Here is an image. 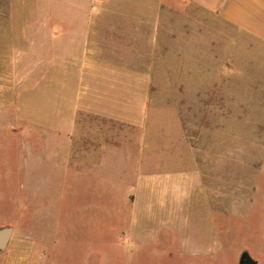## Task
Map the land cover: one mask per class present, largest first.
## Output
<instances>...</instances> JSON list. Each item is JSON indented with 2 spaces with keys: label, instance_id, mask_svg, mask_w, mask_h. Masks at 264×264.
Masks as SVG:
<instances>
[{
  "label": "rangeland",
  "instance_id": "obj_1",
  "mask_svg": "<svg viewBox=\"0 0 264 264\" xmlns=\"http://www.w3.org/2000/svg\"><path fill=\"white\" fill-rule=\"evenodd\" d=\"M85 3L0 0V264H264V42L98 0L94 43Z\"/></svg>",
  "mask_w": 264,
  "mask_h": 264
},
{
  "label": "crops",
  "instance_id": "obj_2",
  "mask_svg": "<svg viewBox=\"0 0 264 264\" xmlns=\"http://www.w3.org/2000/svg\"><path fill=\"white\" fill-rule=\"evenodd\" d=\"M87 3L83 4V16L89 17V22L68 24L69 31L89 33L84 35L86 41L98 42V32L101 27L98 24L97 17L99 14L98 0H83ZM202 10L216 14L220 20L243 31L252 37L264 42V0H184ZM67 25V24H66ZM65 24L62 22L58 27L62 28ZM61 30V29H60ZM65 30V29H64ZM63 31V30H62ZM93 161V159H91ZM90 160V161H91ZM90 163V162H89ZM79 167L74 168L75 174L82 173ZM97 166V165H96ZM90 170L92 165L89 164ZM153 190V189H152ZM154 191L152 193L154 194ZM137 193V192H136ZM135 194V193H134ZM154 195H152L153 197ZM151 199H155L154 197ZM143 200L142 194L139 192L132 197L133 208ZM165 198L162 196L159 202L148 204L153 210L158 204L164 203Z\"/></svg>",
  "mask_w": 264,
  "mask_h": 264
},
{
  "label": "water",
  "instance_id": "obj_3",
  "mask_svg": "<svg viewBox=\"0 0 264 264\" xmlns=\"http://www.w3.org/2000/svg\"><path fill=\"white\" fill-rule=\"evenodd\" d=\"M13 229L11 227L0 228V250H5L8 246ZM239 264H258L248 252L242 253Z\"/></svg>",
  "mask_w": 264,
  "mask_h": 264
}]
</instances>
